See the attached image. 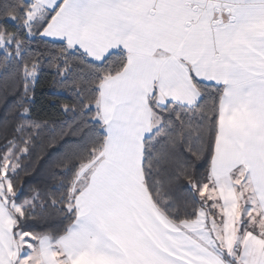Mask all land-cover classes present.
<instances>
[{
	"label": "snow or ice",
	"instance_id": "obj_1",
	"mask_svg": "<svg viewBox=\"0 0 264 264\" xmlns=\"http://www.w3.org/2000/svg\"><path fill=\"white\" fill-rule=\"evenodd\" d=\"M0 264H264V0H0Z\"/></svg>",
	"mask_w": 264,
	"mask_h": 264
},
{
	"label": "trees",
	"instance_id": "obj_2",
	"mask_svg": "<svg viewBox=\"0 0 264 264\" xmlns=\"http://www.w3.org/2000/svg\"><path fill=\"white\" fill-rule=\"evenodd\" d=\"M53 91L51 78L47 75L41 78L40 84L37 86V107L46 106ZM27 179V177H25Z\"/></svg>",
	"mask_w": 264,
	"mask_h": 264
}]
</instances>
